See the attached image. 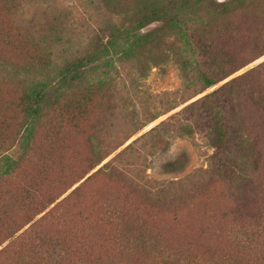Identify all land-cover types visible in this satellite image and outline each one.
<instances>
[{"label":"trees","instance_id":"16d2710c","mask_svg":"<svg viewBox=\"0 0 264 264\" xmlns=\"http://www.w3.org/2000/svg\"><path fill=\"white\" fill-rule=\"evenodd\" d=\"M79 2L82 18L92 22L84 32L73 27L61 36L53 27L42 37L34 27L39 11L49 7L47 0H0L2 12L17 14L12 23L0 15V81L14 94L11 111L0 113V264H17L16 257L24 255L43 264H264L261 138L220 104L215 106L211 141L219 149L231 146L234 169L227 176L216 173L212 184L219 190L192 196L190 203L165 206V196H181L196 173L185 179L148 177L139 185L142 190L107 181L89 188L96 179L112 175L135 140L103 162L123 142L102 145L89 135L91 148L81 163L65 145V175L55 181L49 173L55 164L52 153L61 150L63 130L82 131L84 115L97 97L115 86L122 68L133 67L144 78L159 64L152 53L161 51L182 78L179 92L188 93L167 101L163 112H141L132 135L264 54L259 47L264 34L257 33L252 45L247 38L236 40L246 46L230 49L229 56L218 52L207 63L202 59L207 52L198 29L215 25L218 31L231 27L230 32L239 34V12L250 0ZM101 12L108 15L105 21L98 20ZM235 85L240 94L244 85L247 99L255 101L264 92V62L200 99L218 100L225 95L223 89ZM40 127L51 138L47 152L31 159L34 169L22 176L20 186L4 187L22 172ZM191 131L189 122L180 124V134ZM211 167L201 171L210 174ZM245 190L242 195L253 203L250 207L235 198ZM75 202L81 206L73 207Z\"/></svg>","mask_w":264,"mask_h":264},{"label":"rangeland","instance_id":"374dc122","mask_svg":"<svg viewBox=\"0 0 264 264\" xmlns=\"http://www.w3.org/2000/svg\"><path fill=\"white\" fill-rule=\"evenodd\" d=\"M47 1L49 7L44 13L39 11L35 21L34 30H36L37 35L48 36V31L50 32L53 27L61 36L66 35V31L73 27L76 31L82 33L92 23L91 20L86 21L82 18L81 14H84V12H82L83 8L79 6V0ZM241 8L239 21L241 18L242 20L239 22V27L242 31L237 35L236 32H230L231 27L223 28L221 31H218L215 25L198 29L199 41L204 45L207 52V56L203 55L202 57L204 63L210 61L214 57L213 55L218 52L229 56L230 49L234 47L243 49L246 46V43L242 41L240 43L236 40L247 38V43L250 42V45H252L253 35L264 34V0H250L249 3L242 4ZM66 10L70 11L67 17L65 16ZM1 13L8 20L4 21L5 23H12L17 19L16 13L9 12L6 14L2 12L0 7V15ZM107 18L106 13H99V21H105ZM154 26L153 24L148 28L151 29ZM250 37L252 39H248ZM259 47H264V45ZM152 56L156 58L159 64L152 66L144 78H138L133 67L120 70L115 86H112L111 90L105 91L102 96L97 97L92 107L84 115V122L81 124L82 131L68 129L65 134V130H63L59 140L61 150L52 153L55 164L49 169V173L54 178L53 180L56 181L55 177L65 175V145L69 149L72 147L75 154H73L74 161L81 163L84 154L91 148L86 140L91 135L94 137V143L100 142L102 145L123 142V145L103 162L135 140L130 149L118 161V166L112 172V175L96 179L89 187L91 190L103 185V182L106 181L115 185H127L136 190H142L139 185H142L146 178L148 180V177L158 180L181 177L185 179L186 176L191 174L193 176L195 173L196 177L190 179L191 181L188 182L183 192L180 191L181 196L171 198L164 195L169 203L165 206L174 205L181 200H187L190 203L192 202L190 200L192 196L219 190V186L212 184L214 175L216 173L224 176L230 175L231 170L234 168L232 167L231 146L224 145L223 148L219 149L213 147L211 141L215 126L213 117L216 103L220 104L222 109H227V111L238 116L237 118L243 121L245 126L253 129L255 135L261 138L260 148L264 153V100L259 101V97L264 96L263 91L258 94L259 96L255 101L247 99L246 93H249V91H245L244 87L249 85L248 82H245L241 94L237 90V85H235L231 89H223L222 92L225 95L218 100L209 98L205 99L204 102L203 99H200L229 79L264 62V54L220 80L214 86L187 98L172 110L161 114L131 135L141 112H163L170 104L167 101H172L176 95L175 99L181 100L182 97H185V94H188L179 92L178 89L182 86V78L174 64L166 59V55L161 51H157L152 53ZM137 78L139 82L137 80L135 84L134 81ZM175 91L177 93L174 95L170 97L167 95ZM13 97L12 87L0 81V113L11 111L9 102ZM183 122L191 124L192 131L190 134H180L179 126ZM229 141L230 145H233L232 141ZM50 142L51 138L46 136L44 128L40 127L36 132L32 154L25 161L22 172L19 176L5 181L2 185L6 187L15 183L20 186L23 183L20 180L22 176L34 169L31 165V159H36L40 156L39 154L46 153ZM177 161L180 163H177ZM99 166H96L92 171ZM209 166H212L210 174L201 171ZM77 184V182L74 183L61 197L65 196ZM244 192L246 190L236 195L235 198L241 197L240 203L250 207L253 203L246 200V198L244 199L246 197L242 195ZM242 197L244 200H241ZM76 205L80 204L75 202L73 207ZM167 210L170 211L173 208ZM15 263L43 264L42 260L27 255L16 257Z\"/></svg>","mask_w":264,"mask_h":264}]
</instances>
